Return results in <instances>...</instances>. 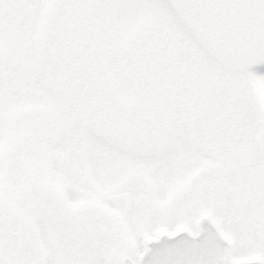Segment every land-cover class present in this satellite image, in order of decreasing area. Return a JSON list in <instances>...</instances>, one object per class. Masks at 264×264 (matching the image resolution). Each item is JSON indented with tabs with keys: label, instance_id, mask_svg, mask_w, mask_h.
<instances>
[{
	"label": "snow or ice",
	"instance_id": "6c2138e0",
	"mask_svg": "<svg viewBox=\"0 0 264 264\" xmlns=\"http://www.w3.org/2000/svg\"><path fill=\"white\" fill-rule=\"evenodd\" d=\"M0 264H264V0H0Z\"/></svg>",
	"mask_w": 264,
	"mask_h": 264
}]
</instances>
